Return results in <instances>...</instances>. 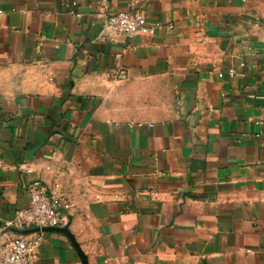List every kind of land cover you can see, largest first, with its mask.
<instances>
[{"label":"crops","instance_id":"1","mask_svg":"<svg viewBox=\"0 0 264 264\" xmlns=\"http://www.w3.org/2000/svg\"><path fill=\"white\" fill-rule=\"evenodd\" d=\"M35 181L88 264H264V0H0V232Z\"/></svg>","mask_w":264,"mask_h":264},{"label":"built area","instance_id":"2","mask_svg":"<svg viewBox=\"0 0 264 264\" xmlns=\"http://www.w3.org/2000/svg\"><path fill=\"white\" fill-rule=\"evenodd\" d=\"M101 20L102 28L106 32H118L128 38L135 36H150L153 27L146 23L142 15L129 9L115 15L95 14ZM233 75V71H229ZM116 80H124L123 71L117 72ZM30 202L26 209L15 213L14 218L5 223L0 232V264H34L36 260L35 243L27 241L21 233L29 228L64 227L65 217L60 208L68 209L69 204L63 199L59 191H49L41 182L35 181L26 187ZM5 230L14 231L11 236L4 237Z\"/></svg>","mask_w":264,"mask_h":264},{"label":"water","instance_id":"3","mask_svg":"<svg viewBox=\"0 0 264 264\" xmlns=\"http://www.w3.org/2000/svg\"><path fill=\"white\" fill-rule=\"evenodd\" d=\"M36 231L42 232V233H61V234L65 235L69 239V241L72 244L73 248L75 249L76 253L78 254L80 261H81V264H88L86 256L82 253L79 245L76 243L74 237L72 236V234L68 230L67 226H64V227H47V228H42V229L36 228Z\"/></svg>","mask_w":264,"mask_h":264}]
</instances>
